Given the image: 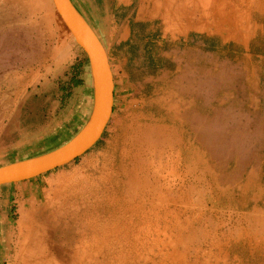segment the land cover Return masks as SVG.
I'll return each mask as SVG.
<instances>
[{
  "label": "rangeland",
  "instance_id": "rangeland-1",
  "mask_svg": "<svg viewBox=\"0 0 264 264\" xmlns=\"http://www.w3.org/2000/svg\"><path fill=\"white\" fill-rule=\"evenodd\" d=\"M73 1L107 45L114 110L92 149L32 181L19 239L27 264H264V0H251L239 30L224 24L187 39L186 20L168 27L169 13L165 26L159 17L132 22V41L120 40L115 0ZM133 2L135 19L141 0ZM4 17L15 27L0 29V164L66 141L91 105L89 63L67 89L83 54L59 18L66 47L40 61L39 34L0 6ZM149 122L165 133L140 127ZM169 132L173 143L149 150L147 137ZM25 199L0 196V264H25L12 244Z\"/></svg>",
  "mask_w": 264,
  "mask_h": 264
},
{
  "label": "crops",
  "instance_id": "crops-1",
  "mask_svg": "<svg viewBox=\"0 0 264 264\" xmlns=\"http://www.w3.org/2000/svg\"><path fill=\"white\" fill-rule=\"evenodd\" d=\"M134 0H115L114 6V15L118 16L119 23L125 24V30L123 31L120 40L125 41L130 39L131 41L134 38V35L131 34L130 24L133 22L137 25H141L142 27L146 24L150 18H161L164 26L166 22V16L170 13H173L172 20L166 23L168 27L173 26L175 16L179 17L183 20H186V27H184L185 35L187 39L190 37V33L194 32H202V31H222L224 28L222 27L224 24H229L231 26H236L239 30V23L243 24L246 21V17H244L246 11H248L252 5L251 0H164L162 6L165 11L164 15L158 12L159 3L158 0L154 1V12L147 16V14H142L143 8L145 7V0H141V3L137 6V10L134 12V18L132 19L133 14V2ZM160 1V0H159ZM176 1V2H175ZM74 2V1H73ZM75 3V2H74ZM76 4V3H75ZM159 5V6H158ZM1 13L12 11L19 19L17 23L20 30L24 31H33L39 34V42L35 43V46L42 48L41 56L43 58L40 61H45L50 58L58 57L62 55L63 48L66 47V41L62 43L58 42L59 35V27L56 18V12L52 7L50 0H1ZM78 6V5H77ZM79 7V6H78ZM148 17V18H147ZM219 18V20L217 19ZM5 19V17H4ZM1 18L0 21V29L5 28L6 30L9 28H13L15 26H10L7 24L6 19ZM211 19V20H210ZM218 20V21H217ZM122 22V23H121ZM178 22V21H177ZM17 24H15L17 26ZM21 25V27H20ZM117 26L119 24L117 23ZM209 27V28H207ZM245 29V27H244ZM142 30V28H140ZM143 36L141 33H136L135 37ZM111 37V36H110ZM37 38V39H38ZM102 38V37H101ZM112 38V37H111ZM103 40V38H102ZM104 42V41H103ZM107 47L106 43L104 42ZM134 46V43L130 44ZM2 116L0 117V132L4 127V120L7 117L4 110ZM8 111V110H6ZM148 125H151L155 128H162L163 133L164 127L163 125L149 122L146 125H140L141 128L147 129ZM139 127V125H138ZM147 133V131H146ZM148 134V133H147ZM168 135V136H167ZM149 136V135H148ZM165 137V138H164ZM163 138L160 136H149L147 137L146 143L149 146V150L152 148H164L167 142L173 143L175 141L174 135L169 132ZM59 170V169H57ZM56 171V170H55ZM53 172V171H52ZM46 174V173H45ZM42 174L36 178L4 184V190H1L0 196L5 192L8 196L9 194H16L20 197V199L28 198L24 201H21L22 206L17 208V219H15L16 225V238H14L12 244L14 243V250L16 259L21 255L24 256L23 262L27 264L29 259L27 258V250L26 243L24 241H19V239H26V233H24L27 223L26 217L30 218L31 214L29 210H26V206L24 205L25 201H30L32 196L30 195L32 190H35L36 184L32 181L34 179L40 178ZM1 189V188H0ZM50 200L49 193L46 195L44 202L45 208L47 206V202ZM44 204V203H42ZM44 207V206H41ZM53 214V212L51 213ZM30 220V219H29ZM3 225H6V222H3ZM13 233V232H12ZM14 234V233H13ZM28 244V243H27Z\"/></svg>",
  "mask_w": 264,
  "mask_h": 264
},
{
  "label": "water",
  "instance_id": "water-1",
  "mask_svg": "<svg viewBox=\"0 0 264 264\" xmlns=\"http://www.w3.org/2000/svg\"><path fill=\"white\" fill-rule=\"evenodd\" d=\"M63 28L74 38L86 54L89 63L91 105L88 115L73 136L45 150L0 164V186L36 178L63 168L86 154L103 137L114 105V81L107 48L101 35L93 27L73 0H51ZM25 106L22 100L4 135Z\"/></svg>",
  "mask_w": 264,
  "mask_h": 264
},
{
  "label": "trees",
  "instance_id": "trees-1",
  "mask_svg": "<svg viewBox=\"0 0 264 264\" xmlns=\"http://www.w3.org/2000/svg\"><path fill=\"white\" fill-rule=\"evenodd\" d=\"M82 54H83V57L81 59H79V61L77 62V64L73 67V69H71L72 72H73V74L70 77L69 82H68V86H67V89L68 90H70L73 86H76L80 82L79 80H76L77 79V72H79V70L81 68H83L84 65H86V64L88 65V59H87V56H86V54L84 53L83 50H82ZM113 110H114V105H113ZM76 161H78V160H76Z\"/></svg>",
  "mask_w": 264,
  "mask_h": 264
},
{
  "label": "bare ground",
  "instance_id": "bare-ground-1",
  "mask_svg": "<svg viewBox=\"0 0 264 264\" xmlns=\"http://www.w3.org/2000/svg\"><path fill=\"white\" fill-rule=\"evenodd\" d=\"M176 2V1H175ZM159 6V5H158ZM166 20V19H165ZM165 23V22H164ZM161 133V132H160ZM57 191V190H56Z\"/></svg>",
  "mask_w": 264,
  "mask_h": 264
}]
</instances>
